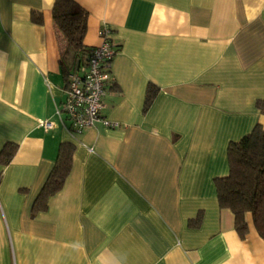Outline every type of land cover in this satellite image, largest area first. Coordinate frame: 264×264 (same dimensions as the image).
Wrapping results in <instances>:
<instances>
[{
    "label": "crops",
    "instance_id": "0c3cea01",
    "mask_svg": "<svg viewBox=\"0 0 264 264\" xmlns=\"http://www.w3.org/2000/svg\"><path fill=\"white\" fill-rule=\"evenodd\" d=\"M75 1L83 44L107 25L117 46L101 115L118 126L75 133L57 114L54 0H0V264H264L251 215L240 238L214 183L228 143L264 128V0ZM63 142L70 170L33 212Z\"/></svg>",
    "mask_w": 264,
    "mask_h": 264
},
{
    "label": "trees",
    "instance_id": "16d2710c",
    "mask_svg": "<svg viewBox=\"0 0 264 264\" xmlns=\"http://www.w3.org/2000/svg\"><path fill=\"white\" fill-rule=\"evenodd\" d=\"M51 15L65 41L59 64L66 86L69 73L84 66L90 54V47L83 44L87 12L75 0H54ZM31 18L36 22L41 20L40 14L36 12H32ZM109 81L110 87L112 78ZM155 93L154 86L148 84L144 109L149 106ZM256 106L264 112V100H257ZM14 150V145L9 147L8 158ZM72 152V143L63 142L59 145L54 165L34 200L33 212L45 210L49 196L62 187L71 167ZM227 162L228 173L214 180L219 207L232 213L234 229L240 238H244L247 233L246 218L250 214L256 232L264 239V128L255 124L238 140L230 141L227 145ZM198 223L199 216L190 221L189 225Z\"/></svg>",
    "mask_w": 264,
    "mask_h": 264
},
{
    "label": "built area",
    "instance_id": "2783aa9c",
    "mask_svg": "<svg viewBox=\"0 0 264 264\" xmlns=\"http://www.w3.org/2000/svg\"><path fill=\"white\" fill-rule=\"evenodd\" d=\"M100 41L90 47V54L84 66L69 73L64 89L65 98L57 107V114H64L68 120V129L79 133L83 129L100 122L105 127H116L118 122L101 115L103 96L109 88L111 74L110 62L117 51L116 44L110 38V28L102 25L98 30ZM46 129L52 123H41Z\"/></svg>",
    "mask_w": 264,
    "mask_h": 264
}]
</instances>
